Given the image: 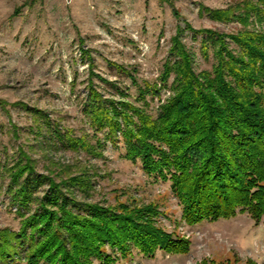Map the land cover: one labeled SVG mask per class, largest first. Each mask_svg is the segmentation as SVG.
<instances>
[{"label": "trees", "instance_id": "trees-1", "mask_svg": "<svg viewBox=\"0 0 264 264\" xmlns=\"http://www.w3.org/2000/svg\"><path fill=\"white\" fill-rule=\"evenodd\" d=\"M200 9L214 21L241 25L236 34L227 35L193 30L187 24L194 36L204 35L203 55L212 49L210 71H194L192 55L177 35L160 75L162 88L171 94L159 104L155 117L129 102L104 100L92 88L84 115L94 136L106 130L105 138L114 143L121 135L125 158L138 160L147 175L170 182L188 226L244 213L258 225L264 217V30L250 25L264 24V0H242L221 10ZM227 38L236 50L229 49ZM145 90L159 97L160 89L147 85ZM26 110L36 123L35 134L41 135L45 127L50 135L43 145L60 144L73 152L100 156V139L92 145L71 129L60 128L43 111ZM7 172L11 203L21 219L18 231L0 230L2 264H15L21 253L25 264H92L91 258L114 264L116 254L126 257L130 245L146 257L157 250L189 251L190 241L156 224L162 213L152 205L103 207L78 202L72 189L90 188L84 171L55 182L49 175L36 174L35 161L19 151ZM45 184L43 196L34 197ZM32 203L36 207L28 214Z\"/></svg>", "mask_w": 264, "mask_h": 264}, {"label": "rangeland", "instance_id": "rangeland-1", "mask_svg": "<svg viewBox=\"0 0 264 264\" xmlns=\"http://www.w3.org/2000/svg\"><path fill=\"white\" fill-rule=\"evenodd\" d=\"M241 1L0 0V230L18 231L20 226L7 169L23 151L35 161L36 174L49 175L55 182L83 171L88 174L87 192L72 189L78 202L103 207L152 205L162 213L157 225L190 241L187 254L157 250L153 257L130 245L126 257L116 254L114 264H248L250 260L264 264V217L258 225L244 213L188 226L170 182L147 175L138 160L125 158L121 135L114 143L105 138L106 130L94 136L83 111L92 88L104 100L129 102L155 117L159 104L171 94L162 88L160 75L172 38L178 35L190 52L196 73L210 71L212 49L204 56L200 50L204 35L194 36L187 24L193 30L236 34L241 30L237 21H214L200 8L227 9ZM252 28L264 30V24ZM226 42L229 49H237L229 38ZM172 80L171 74L167 86ZM147 85L160 89L159 97L146 93ZM26 109L43 111L60 128L71 129L92 145L100 139V156L60 144L43 145L50 135L45 127L41 135L35 134L36 123ZM47 187L41 186L34 197H42ZM35 207L32 203L28 214ZM106 251L112 253L109 247ZM15 264H25L22 253Z\"/></svg>", "mask_w": 264, "mask_h": 264}]
</instances>
